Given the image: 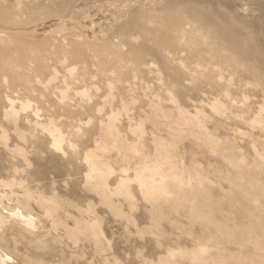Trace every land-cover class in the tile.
<instances>
[{"label":"rangeland","instance_id":"rangeland-1","mask_svg":"<svg viewBox=\"0 0 264 264\" xmlns=\"http://www.w3.org/2000/svg\"><path fill=\"white\" fill-rule=\"evenodd\" d=\"M0 206L11 264H264V0H0Z\"/></svg>","mask_w":264,"mask_h":264},{"label":"bare ground","instance_id":"bare-ground-1","mask_svg":"<svg viewBox=\"0 0 264 264\" xmlns=\"http://www.w3.org/2000/svg\"><path fill=\"white\" fill-rule=\"evenodd\" d=\"M218 109V108H217ZM13 111V110H12ZM37 116V115H36ZM50 131V130H49ZM52 131V130H51ZM54 133V131L51 133L52 135H54L53 134ZM56 134V133H55ZM55 138V137H54ZM115 139V138H114ZM54 140V139H53ZM60 144H61V142H59V139H55L54 140V143H53V145L55 146V147H57V148H60ZM99 147V146H98ZM88 153H90V152H88ZM92 154V153H91ZM88 155V154H87ZM90 155V154H89ZM90 157V156H89ZM93 159H94V157H93ZM87 160H88V158H87ZM91 160V159H90ZM99 163H100V161H99ZM151 163H152V161L149 163L150 164V166H149V164H148V166L151 168H148V166H147V168L148 169H144L145 171H147V170H149L150 169V172L152 171V174L151 175H153V178H155L154 176L155 175H160V173L163 175V173L161 172V170H160V165H158L157 163L156 164H153V166L151 167ZM153 163H155V162H153ZM103 166V165H102ZM106 166V165H105ZM144 166H146V165H144ZM163 166V165H162ZM107 167H105V169H106ZM109 168V167H108ZM140 168V167H139ZM142 168V167H141ZM143 170V169H142ZM91 171L92 172H96V173H99V174H101L102 173V169L100 168V165L99 164H97V163H95L93 160H92V163H91ZM108 171V170H107ZM106 171V172H107ZM141 172H143V171H140V173ZM139 172H137L136 173V179L138 180L137 182H139V183H143V180L145 179L144 177H146V176H144V177H142L143 176V174H146V173H141L140 174ZM103 174V173H102ZM149 174V173H148ZM149 176V175H148ZM161 176V175H160ZM159 176V177H160ZM164 176V175H163ZM160 178H162V177H160ZM156 179V178H155ZM163 179V178H162ZM165 179V178H164ZM149 180H151V179H149ZM157 180H159V179H157ZM152 181H153V179H152ZM155 183H156V180L154 181ZM7 218H11V219H14V220H16V221H18V222H21V224H23V226L24 227H26V228H28V229H33V228H35V220H34V218L31 216V215H28V214H24L20 209H14L12 212H6L5 210H3L2 208H1V206H0V229L1 228H3L4 227V224H6L7 223ZM3 226V227H2ZM2 230V229H1ZM12 263V258L10 257V256H8L7 254H4V253H2V252H0V264H11Z\"/></svg>","mask_w":264,"mask_h":264}]
</instances>
